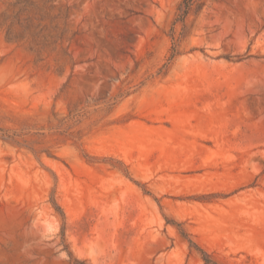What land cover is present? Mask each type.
<instances>
[{
    "label": "rangeland",
    "instance_id": "374dc122",
    "mask_svg": "<svg viewBox=\"0 0 264 264\" xmlns=\"http://www.w3.org/2000/svg\"><path fill=\"white\" fill-rule=\"evenodd\" d=\"M187 3L0 0V264H264V0Z\"/></svg>",
    "mask_w": 264,
    "mask_h": 264
},
{
    "label": "trees",
    "instance_id": "16d2710c",
    "mask_svg": "<svg viewBox=\"0 0 264 264\" xmlns=\"http://www.w3.org/2000/svg\"><path fill=\"white\" fill-rule=\"evenodd\" d=\"M187 2H188V3H187V6H189V4H191V3H189V0H187ZM202 252H203V251H202ZM204 254H206V253H204ZM204 260H205V262L208 263V264H218V263H216V261H213V260L209 257L208 254L205 255Z\"/></svg>",
    "mask_w": 264,
    "mask_h": 264
}]
</instances>
